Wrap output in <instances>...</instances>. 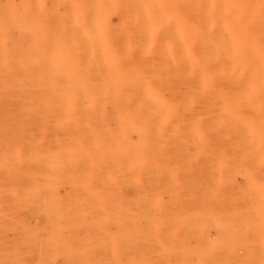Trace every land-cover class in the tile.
<instances>
[{
  "label": "bare ground",
  "instance_id": "obj_1",
  "mask_svg": "<svg viewBox=\"0 0 264 264\" xmlns=\"http://www.w3.org/2000/svg\"><path fill=\"white\" fill-rule=\"evenodd\" d=\"M0 264H264V0H0Z\"/></svg>",
  "mask_w": 264,
  "mask_h": 264
}]
</instances>
